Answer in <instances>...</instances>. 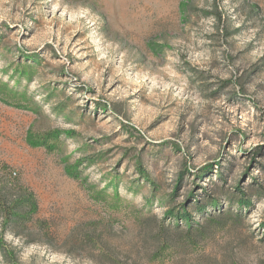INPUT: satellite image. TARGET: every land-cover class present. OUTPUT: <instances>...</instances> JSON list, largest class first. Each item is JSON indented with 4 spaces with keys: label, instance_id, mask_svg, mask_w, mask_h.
<instances>
[{
    "label": "rangeland",
    "instance_id": "rangeland-1",
    "mask_svg": "<svg viewBox=\"0 0 264 264\" xmlns=\"http://www.w3.org/2000/svg\"><path fill=\"white\" fill-rule=\"evenodd\" d=\"M0 264H264V0H0Z\"/></svg>",
    "mask_w": 264,
    "mask_h": 264
}]
</instances>
